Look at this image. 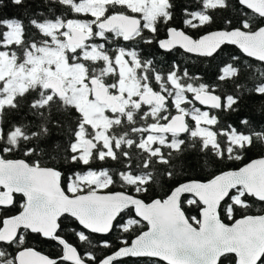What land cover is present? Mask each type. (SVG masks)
Masks as SVG:
<instances>
[{
  "label": "snow or ice",
  "instance_id": "snow-or-ice-1",
  "mask_svg": "<svg viewBox=\"0 0 264 264\" xmlns=\"http://www.w3.org/2000/svg\"><path fill=\"white\" fill-rule=\"evenodd\" d=\"M0 264H264V0H0Z\"/></svg>",
  "mask_w": 264,
  "mask_h": 264
},
{
  "label": "trees",
  "instance_id": "trees-1",
  "mask_svg": "<svg viewBox=\"0 0 264 264\" xmlns=\"http://www.w3.org/2000/svg\"><path fill=\"white\" fill-rule=\"evenodd\" d=\"M6 14L9 10H5ZM259 104V98L253 97L250 100H246L243 104H242V110L244 112H255L257 109V106ZM195 214V213H193ZM39 250H42L43 252L47 253L49 251H51V248L46 245V244H42L38 246Z\"/></svg>",
  "mask_w": 264,
  "mask_h": 264
}]
</instances>
